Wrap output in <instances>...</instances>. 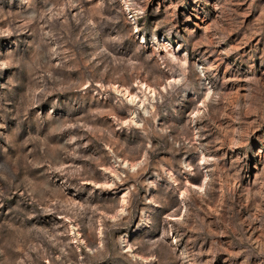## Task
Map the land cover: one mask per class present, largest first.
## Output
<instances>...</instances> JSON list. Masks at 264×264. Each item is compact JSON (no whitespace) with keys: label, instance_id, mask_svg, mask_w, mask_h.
Wrapping results in <instances>:
<instances>
[{"label":"rangeland","instance_id":"374dc122","mask_svg":"<svg viewBox=\"0 0 264 264\" xmlns=\"http://www.w3.org/2000/svg\"><path fill=\"white\" fill-rule=\"evenodd\" d=\"M0 264H264V0H0Z\"/></svg>","mask_w":264,"mask_h":264},{"label":"bare ground","instance_id":"6f19581e","mask_svg":"<svg viewBox=\"0 0 264 264\" xmlns=\"http://www.w3.org/2000/svg\"><path fill=\"white\" fill-rule=\"evenodd\" d=\"M204 184V183H203ZM203 188V187H202Z\"/></svg>","mask_w":264,"mask_h":264}]
</instances>
